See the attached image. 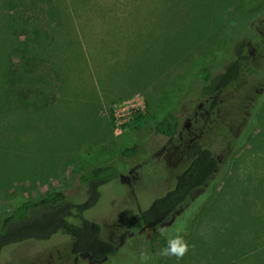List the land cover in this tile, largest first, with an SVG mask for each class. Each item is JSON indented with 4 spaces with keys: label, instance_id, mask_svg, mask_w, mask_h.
Returning a JSON list of instances; mask_svg holds the SVG:
<instances>
[{
    "label": "rangeland",
    "instance_id": "obj_1",
    "mask_svg": "<svg viewBox=\"0 0 264 264\" xmlns=\"http://www.w3.org/2000/svg\"><path fill=\"white\" fill-rule=\"evenodd\" d=\"M250 29L264 37V0H0V213L53 189L84 200L77 175L95 165L122 174L140 167L131 186L116 178L102 185L83 213L118 243L130 218L190 164L180 153L154 154L166 139L153 124L202 100L195 73L204 65L220 73ZM218 98L198 137L218 167L156 230L167 241L183 236L185 254H163L145 228L93 264H264V59L246 61ZM138 102L142 109L114 131L113 108ZM134 144L140 151L123 158ZM71 244L62 233L25 240L4 247L0 264L66 262Z\"/></svg>",
    "mask_w": 264,
    "mask_h": 264
},
{
    "label": "trees",
    "instance_id": "obj_2",
    "mask_svg": "<svg viewBox=\"0 0 264 264\" xmlns=\"http://www.w3.org/2000/svg\"><path fill=\"white\" fill-rule=\"evenodd\" d=\"M47 12L53 14L55 8ZM251 32L253 33L252 30ZM244 47V42L237 43L234 57L220 73L212 76L209 65L202 66L195 73L194 80L200 85L203 97L218 94L239 78L244 62ZM212 101L216 103L217 99ZM179 126V116L175 109H172L156 121L152 129L157 135L173 137ZM243 141L236 144V147L244 145L246 140ZM139 151L140 146L134 144L124 148L120 155L129 158ZM190 157V164L177 175L174 187L155 199L148 209L130 218L129 223L133 229L141 224H145L149 229L158 228L190 201L193 191L203 188L204 184L209 182L218 167V160L212 151L196 143L191 148ZM117 175V168L112 164L95 165L81 170L77 175L78 182L86 189L84 200L73 201L63 190L53 189L36 199L23 201L13 209L0 213V251L11 244L25 240H48L54 234L62 233L72 238L75 251H87L95 258H111L115 249L108 240L102 238L101 225L84 219L83 213L98 202L100 187L117 178ZM220 176L217 175L214 181H220ZM152 235L151 243L158 242L163 249L167 247L168 241L163 236L157 232Z\"/></svg>",
    "mask_w": 264,
    "mask_h": 264
},
{
    "label": "flooded vegetation",
    "instance_id": "obj_3",
    "mask_svg": "<svg viewBox=\"0 0 264 264\" xmlns=\"http://www.w3.org/2000/svg\"><path fill=\"white\" fill-rule=\"evenodd\" d=\"M261 31L260 29L258 30H253L252 36L249 37L248 42L245 43L244 47V52H243V58L244 62L243 65L246 61L250 60H255V59H264V37H261ZM252 40H255L254 43H252ZM248 48H252L251 51H248ZM260 90H256V92H259ZM222 92V91H221ZM213 96H207L204 97L202 100H199V102L195 103V100L191 99L190 103L187 105V114L186 112H182L179 117H183L185 114L186 116L184 117V121L181 123L180 118V126L179 129L176 133L175 136L173 137H166L162 135H158L162 138L166 139V143L160 147V149L154 153L155 155H158L160 152H166L167 157H173L177 153H180L181 157H185L191 161V148L194 144L199 143V135L203 131V126L211 123L213 121V115L215 114V111L220 103L219 100V95L220 93ZM217 99L216 103H214L212 100ZM195 103V104H194ZM184 135L186 138L184 139ZM200 144V143H199ZM201 145V144H200ZM203 146V145H202ZM206 147V146H204ZM213 153V152H212ZM217 160L218 158L215 157ZM140 167H134V168H129L126 172V174L118 173L117 178L121 182H126L128 183L129 186H131V179H135L137 176V170ZM206 185V184H204ZM202 188H199L197 190H200ZM195 190V191H197ZM194 192V191H193ZM178 211V210H177ZM141 211H139L140 213ZM176 212V211H175ZM179 212V211H178ZM175 214V213H174ZM171 219V216L169 217ZM168 218V219H169ZM167 220V219H166ZM165 220V221H166ZM164 221V222H165ZM163 222V223H164ZM162 223V224H163ZM129 224V232L126 233H121L119 236V242H122V239L125 238L126 236L132 237L135 234L139 233L141 230L147 228L145 224H141L140 227L133 229L130 223ZM161 224V225H162ZM160 225V226H161ZM152 232H156L157 228H152ZM72 240V238H71ZM115 251L117 249L118 243L109 241ZM61 258V256H59ZM107 256H102V257H93L89 252L87 251H75L73 249V245L71 244L70 248V256L68 258V261L66 262H60L58 264H77L78 260H85L90 264L101 262L103 260H106ZM53 263V258L50 257V259L47 261L46 264H52Z\"/></svg>",
    "mask_w": 264,
    "mask_h": 264
},
{
    "label": "built area",
    "instance_id": "obj_4",
    "mask_svg": "<svg viewBox=\"0 0 264 264\" xmlns=\"http://www.w3.org/2000/svg\"><path fill=\"white\" fill-rule=\"evenodd\" d=\"M119 105L113 108L112 110V117H113V124H114V131H121L123 126L132 118L134 113L142 109L141 103L138 102L137 104H131L128 106Z\"/></svg>",
    "mask_w": 264,
    "mask_h": 264
},
{
    "label": "clouds",
    "instance_id": "obj_5",
    "mask_svg": "<svg viewBox=\"0 0 264 264\" xmlns=\"http://www.w3.org/2000/svg\"><path fill=\"white\" fill-rule=\"evenodd\" d=\"M188 250V244L183 236L178 233L168 239L167 247L163 250L165 255H174L177 258L182 257Z\"/></svg>",
    "mask_w": 264,
    "mask_h": 264
},
{
    "label": "water",
    "instance_id": "obj_6",
    "mask_svg": "<svg viewBox=\"0 0 264 264\" xmlns=\"http://www.w3.org/2000/svg\"><path fill=\"white\" fill-rule=\"evenodd\" d=\"M177 213H178V211H176V212H175V214H177ZM175 214H173V215L171 216V217H172V219L174 218V215H175Z\"/></svg>",
    "mask_w": 264,
    "mask_h": 264
}]
</instances>
